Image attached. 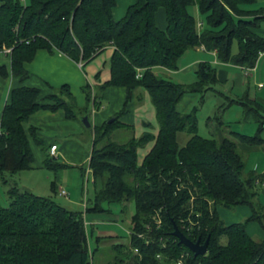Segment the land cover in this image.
Wrapping results in <instances>:
<instances>
[{"label":"trees","instance_id":"16d2710c","mask_svg":"<svg viewBox=\"0 0 264 264\" xmlns=\"http://www.w3.org/2000/svg\"><path fill=\"white\" fill-rule=\"evenodd\" d=\"M256 3L135 0L125 16L116 20V0H0V45L12 47L11 73L19 82L10 91L0 123V176L10 185L9 206L0 202V264H93L95 251L90 250L83 211L68 209L50 196L29 193L4 176L32 168V142L46 151L47 169L57 172L69 167L48 153L39 128L26 123L37 111L61 109L67 119L81 122L82 115L91 117V102L94 110L100 107L98 98L107 87H123L127 95L113 117L90 127L89 166L96 191L94 205L86 212L107 211L104 203H125L126 207V202H134L130 244L138 253L116 243L115 264H129V260L132 264H176L183 252L188 253L183 264H264V238L247 231L253 221L264 229V206L258 200L261 180L255 171L247 170L239 148V143L264 145V108L251 100L240 102L245 115H253L257 122L254 135L232 130L231 136L221 140L204 137L198 133L196 109L183 113L179 102L186 93L214 89L219 82L216 67L200 63L197 80L187 85L156 72L157 68L177 70L180 57L198 45L215 51L221 62L255 67L264 52V37L254 31L264 24V4L249 6ZM191 6L197 7L200 18L190 11ZM160 8L166 11L165 29L156 23ZM108 45L114 46L108 62L111 77L96 90L89 84L83 88L84 106L77 104L69 84L48 85V92L25 85L31 76L26 64L41 49H57L86 69ZM0 72L8 75L5 65ZM100 74L101 70L96 76ZM138 88L150 95L159 124L157 134L147 130L137 137L134 125L120 119L128 113ZM145 125L153 127L149 122ZM120 130L130 131L124 142L113 138ZM183 131L190 138L180 145L178 136ZM151 141L152 148L140 162L139 149ZM245 204L252 214L244 221L227 224L218 212L219 206L235 209ZM156 210H161L162 226L148 231ZM175 224L192 240L203 243L209 238L208 252L196 255L182 244L172 233ZM139 233L147 235L143 238Z\"/></svg>","mask_w":264,"mask_h":264},{"label":"crops","instance_id":"0c3cea01","mask_svg":"<svg viewBox=\"0 0 264 264\" xmlns=\"http://www.w3.org/2000/svg\"><path fill=\"white\" fill-rule=\"evenodd\" d=\"M116 1L118 5L114 7L113 14L116 20H120L125 16L128 7L134 3L135 0ZM198 17L200 18V16ZM156 23L160 29H165L167 27L166 11L164 8H160L156 13ZM254 31L258 35L264 37V24L259 28H255ZM113 51V45L106 46L104 51L97 55L92 62L86 66V69H84L82 67V62L74 61L57 49H54L53 51L41 49L37 52L35 58L26 64V68L30 71L31 76L25 82V85L38 87L43 92H48L50 90L48 85L60 87L63 84H69L72 92L74 93L80 92L87 84H89L93 90H96L102 83L106 82L111 77L108 62L113 54ZM188 51H192V54L189 56V60H187L181 69L169 70L170 72L179 71L176 73L180 74L181 72L193 70L195 73V71L199 68L200 63H213L216 65V72L219 80L218 84L221 83L222 87H225L223 88V95L230 94L239 100H251L257 103L260 108H264V52L260 55L256 66L246 72V67L244 66L219 61L216 52L206 49L204 45H198L194 48H190L186 52ZM6 56H8V60L3 59L2 53H0V66L5 65L8 72V75L5 78L0 76V123L2 110L9 100L10 91L15 85L19 84L17 78L12 76L11 60L9 55ZM160 69L168 70L165 68ZM100 70L101 74L98 78L96 74ZM186 94L179 102V110L183 113H186L189 110L192 106L191 104L195 100L194 96H188ZM126 95L127 91L123 87H107L98 98V105L100 107L98 111H93V120L89 116L92 125H100L104 121L113 117L123 107ZM143 96L144 94L141 88L135 90L132 95V100L128 105V113L124 114L120 118L123 122L134 125L135 136L137 137H139L144 131L152 129L146 127L145 123H147V121L145 119H141L144 117L143 112H145V108L147 107L143 104V100L145 101ZM76 97L79 106L87 104L86 94L79 93ZM235 102L237 101L233 100L232 103ZM235 104L240 108L241 105L239 103ZM235 112L237 113V111ZM243 114L244 108L240 110V115L238 113L240 116L239 118H241ZM252 118L255 121L254 116ZM254 123L255 126L248 130V133L250 134H252L257 127V123ZM28 125H34L39 128L40 135L44 138L45 146L49 150L48 153L51 156L70 165L67 168L55 172L54 179L50 183V192L48 193L46 189V194L52 198H54V195L60 196L68 209H72V207L76 205H84L86 210V208L90 206V202L88 199L86 200V196H88L87 191L89 192V186L87 185L90 182L94 185L92 175L87 178V168L85 169L82 165L85 161L89 164L92 150V147L88 150L85 146L86 143L84 144L82 141L84 134L87 133L86 129H88V127H86L82 121L80 122L78 120L67 119L64 110L62 109L58 111H37L31 115L29 121L26 123V126ZM216 130L219 134L217 138L219 140L223 139L225 135L221 130V126L216 127ZM242 132L245 133L246 131L244 130ZM157 133L158 130L155 134ZM262 136L264 138V131ZM153 144L154 141H151L148 143V147L143 148H146L143 153V157L152 148ZM52 145H57L55 155L51 153ZM32 148L35 159L32 163V168L27 171L49 170L44 165L46 151L34 142H32ZM239 148L246 153L260 155L256 159L254 167L249 169V171H255L260 177L261 185L258 200L264 206V145L251 146L245 143H239ZM143 157L139 159L140 162L143 160ZM78 165L80 166V170L76 169ZM45 176L47 186L51 180V176L47 173ZM83 178L86 179L85 182ZM85 183L87 187H85ZM53 185H55V191L52 188ZM31 186L32 192H35L36 189L34 185ZM61 187L66 188L68 191L67 196L59 193V189ZM218 212L227 224H231L241 220L242 218L250 216L252 214V209L248 205H239L233 211L218 207ZM89 213L91 215L94 214L93 212H86L87 219L89 217ZM247 231L254 237L257 236L258 238H264V229L256 221L250 222L247 225ZM110 237H112L110 239L118 238V236ZM113 247H115V244Z\"/></svg>","mask_w":264,"mask_h":264},{"label":"rangeland","instance_id":"374dc122","mask_svg":"<svg viewBox=\"0 0 264 264\" xmlns=\"http://www.w3.org/2000/svg\"><path fill=\"white\" fill-rule=\"evenodd\" d=\"M121 2V1H120ZM264 0H258L256 4L249 5L250 7H255L259 5H263ZM118 5V3H117ZM190 11L195 14L196 16H199L196 6H191ZM238 51V44L237 41L234 42L233 45V52L236 53ZM192 51L186 52L178 61V69H181L182 66L189 60V56ZM2 58L8 60V56L5 54H2ZM220 61V60H219ZM213 64V63H212ZM215 67L216 65L213 64ZM156 72L164 75L165 77L173 80L174 82L181 83V84H191L194 81L197 80L196 71H188V72H181L180 74H177L179 71L170 72L169 70H161L160 68L156 69ZM177 72V73H176ZM0 76L4 77L1 72ZM5 78V77H4ZM264 83V81H263ZM85 87V86H84ZM83 87V88H84ZM80 92L74 93L75 98L79 95V93H85L83 90ZM224 86L222 87L221 83H216L214 85V89L209 91H198V92H189L186 95L188 96H194L195 100L191 104L192 106L189 108L187 112H190L194 108L196 109V113L199 120V129L198 133L201 136L204 137H218V132L216 130V127L221 126V130L223 131L225 136H231L232 130L242 132L246 131L245 133L249 135H254L257 132V127L254 130L252 134L248 133V130L250 128H253L255 125L254 119L252 118L253 115H245V108L244 105L240 102L244 101V99H238L235 96H232L230 94H222L224 92ZM93 90V88H92ZM144 94L145 101L143 100V104L147 107L145 108L144 117L141 119H145L147 122H151L152 124V132L155 133L159 129V124L156 118V112L155 108L152 104L151 98L149 93L141 88ZM233 100H236L241 106L240 108L235 104L232 103ZM77 102V99H76ZM87 103V102H86ZM78 104V103H77ZM91 114V119L93 120V102L89 105ZM244 108V114L241 118L240 116V110ZM99 108L96 109L98 111ZM237 111V113L235 112ZM135 113V112H134ZM239 113V115H238ZM239 120V121H238ZM257 123V122H256ZM86 134H84L83 137V143L85 144L86 148L89 150V148L93 145V132L90 128L86 129ZM143 134V133H142ZM140 134V136L142 135ZM130 136L129 130H120L113 134V138L117 141L124 142L128 137ZM80 137V136H79ZM190 135L183 131L179 133L178 141L180 145H184ZM148 147V144L146 145ZM146 149V148H145ZM145 149H139L138 151V157L141 159L143 157V153L145 152ZM245 162H246V168L249 171V169L253 168L256 162V159L260 155H253L244 152L242 149H240ZM84 168H88L89 164L87 161H85L83 164ZM77 170H80V166L76 167ZM50 174L51 180L46 186V176L45 174ZM55 172L52 170H31V171H20L15 174H11L7 172L4 177L10 179L11 181L15 180L18 183V186L21 188L27 187L32 190V186L35 187L36 194L43 195V196H49L46 193L50 192V183L54 179ZM84 182L86 179H84ZM89 186V192L87 191L88 196H86V200L90 202V206H93L94 203V196H95V189L94 185L90 182L88 183ZM86 183H85V187ZM10 185H7L3 182L2 177L0 176V202L3 206L7 207L10 204V196L8 193ZM47 189V192H45ZM57 202L60 204L66 206L63 202V199L60 196H53ZM90 199V200H89ZM246 205V204H245ZM249 206V205H248ZM67 207V206H66ZM72 207V206H71ZM104 207L108 209L107 211L102 212H93L94 214L91 215L89 213V217L87 219L86 210L84 205H76L72 207V210L75 211H83L87 231L89 234V246L91 251H95L93 255V264H115L116 261V250L114 249L113 245L116 243L125 244L127 246L131 247L130 242V236L132 232V216L135 213V204L132 201L126 202L120 204V203H104ZM220 208L228 209L230 211H233L235 209H229L225 208L223 206H219ZM246 219L242 218L241 220L237 221H244ZM143 234L146 237V233H139ZM138 234V236H139ZM110 236H118L117 239H110ZM98 237L102 238L101 241H97ZM141 237V236H139ZM258 238L257 236H255ZM144 238V237H143ZM225 241V239H223ZM133 250V248H132ZM134 253H137L133 250ZM118 258V257H117ZM129 264H132V261L129 260Z\"/></svg>","mask_w":264,"mask_h":264},{"label":"built area","instance_id":"2783aa9c","mask_svg":"<svg viewBox=\"0 0 264 264\" xmlns=\"http://www.w3.org/2000/svg\"><path fill=\"white\" fill-rule=\"evenodd\" d=\"M11 52H12V47L7 46L6 44L0 45V53L5 54V55H9ZM250 69H251V68H246V72H248ZM56 151H57V145H52V146H51V153H52L53 155H55V154H56ZM86 173H87V178H88L90 175H92V179L94 180L93 172H92V169L90 168V166L86 169ZM181 186H182V185H181ZM59 193H60L61 195H64V196H67V195H68V191H67L66 188H64V187H61V188L59 189ZM191 200L193 201V197H192ZM161 226H162V215H161V210H156L155 213H154L153 216H152V221L147 225V230H148V231H152L153 227H155V228L158 229V228H161ZM183 227H184L187 231L190 232L191 229H190L189 227H187V226H185V225H183ZM131 234H132V233H131ZM139 236L145 238V236H144L143 234H139ZM147 242H149V240H147ZM163 245L166 246L165 243H163ZM133 250H134L135 252L138 253V248H134V247H133ZM187 255H188V253L183 252V253L180 255V257L178 258L176 264H183L184 259L186 258ZM158 257H161V254H158Z\"/></svg>","mask_w":264,"mask_h":264},{"label":"water","instance_id":"95a60500","mask_svg":"<svg viewBox=\"0 0 264 264\" xmlns=\"http://www.w3.org/2000/svg\"><path fill=\"white\" fill-rule=\"evenodd\" d=\"M111 120L112 119H110L109 121ZM81 121L88 128L92 126L90 117L87 114L81 116ZM24 189L29 193H32V190L30 188L24 187ZM172 233L180 240L182 244L191 249L196 255H205L208 252L209 238L206 239V241L203 243L200 239L192 240L186 234H184V232L176 224L174 225V230Z\"/></svg>","mask_w":264,"mask_h":264}]
</instances>
